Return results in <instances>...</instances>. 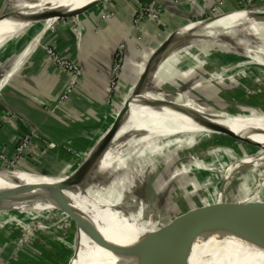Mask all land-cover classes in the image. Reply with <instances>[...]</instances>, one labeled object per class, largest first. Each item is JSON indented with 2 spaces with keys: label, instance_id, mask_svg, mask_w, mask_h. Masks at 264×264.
<instances>
[{
  "label": "rangeland",
  "instance_id": "374dc122",
  "mask_svg": "<svg viewBox=\"0 0 264 264\" xmlns=\"http://www.w3.org/2000/svg\"><path fill=\"white\" fill-rule=\"evenodd\" d=\"M5 1L6 0H0L1 3H5ZM53 1L55 0L51 2ZM127 2L129 3V1ZM139 2L134 11L132 20V28L135 29L134 31H142L143 33L146 26L152 25L158 28L162 33L159 32V35H157L154 32L157 37L151 38L148 36H145V38L135 37L130 33L126 37L127 39L119 43L118 46L125 42V45L128 47L129 41H133L134 38L135 42H133V44H135V47H132V49L137 52V62H142V65L143 53L147 50L150 51L154 45H159L164 41L167 32L172 28H178L180 25L183 27L190 23L204 22L206 20L218 18L221 15L231 14V12L235 11H255L256 7L260 8L259 10L256 9L259 13L263 11L261 7L262 2L258 1L259 3L257 5L255 0H238L237 2L239 3L236 5L241 7V9L228 8L227 5L230 4L227 0H162L166 10L156 8L153 4L147 6L148 8L143 7L144 3L149 2ZM111 5L112 6L104 12L105 14H101L102 20L110 22V24L118 21V8L116 9L115 5ZM220 5H224V8H220ZM10 8L12 7H9L6 13L14 11V8ZM218 8L221 9L220 11L222 13L219 12ZM153 11L157 12L154 18L151 17ZM167 14L178 16L180 19H178V23L180 25L176 24L174 20L166 18ZM257 20L264 22V19ZM84 21V24L89 25V28L91 24H97L92 21L91 18L84 19ZM70 28L73 30L77 29V25ZM221 29L224 30L223 28ZM198 32L199 31L191 32L183 36L182 41L173 48L171 57L175 56L174 62L166 67V70L170 72L166 79L171 76L179 75L178 79H180V81L176 83L173 82V85L167 86L164 82L161 84L162 79L158 74L154 78L151 87L157 90H163L169 97L174 98L184 91L191 99L205 102L203 104L204 106L210 109H216L217 111L220 110L219 112L226 115L228 114L229 116L238 114H256L257 116H264V66L258 65L256 62L252 61L253 64L251 65L253 67H245L239 57L236 56V58H238L237 60L230 57L236 55V53L227 51L226 53L218 46L216 49L211 48V50H215L217 53L211 54V57L207 59L199 52L191 56L192 58H190L188 54L185 56L184 52L189 47L195 48V45H203L199 48H205L206 44L214 45L211 40H207L208 35ZM143 34L145 35V33ZM130 49L131 47L129 50ZM141 56L142 59L140 58ZM192 59L196 63L195 66V63H193L192 65L190 64L189 67L179 69L181 65H186V62ZM180 70L183 72L181 73ZM223 71H225V73H223ZM215 76H218L221 80L212 81V78ZM131 88H133L132 85ZM131 88L129 85L128 88L125 89L121 81V85H119L118 90L114 92L115 94L112 95L111 99L107 101V105L110 107L113 106L115 109V106L124 102L123 96L129 89L131 90ZM173 91L177 94L172 95L171 93ZM39 99H41V101L43 99L45 107H47L46 101L49 99ZM70 105L71 102L67 107ZM33 106H38L40 111L46 113L42 110L41 106L35 104H33L32 107ZM58 108L61 107L57 105V109ZM47 112H49V110ZM116 114L118 113L115 112L114 117ZM29 137L32 138L31 149H28L27 153L23 155V162L21 160L25 165H27L28 161L31 162L28 163L29 168L36 167L33 162L36 161V158L39 160L42 157L45 159L44 162L58 159L56 161L67 164L62 170L56 166L53 167L52 164V166L49 167L51 169L61 170V173L66 172V167H68L67 171L72 168L73 170L78 168L84 161V155L77 159L78 152H71L67 147L62 148L60 143L59 148L67 151L65 154L59 151L60 149L57 147L58 145H56L58 143L54 144L52 142L48 144V148L43 144L41 152H38L34 144L37 143L40 146V141L33 140V136ZM216 137H220V139L217 138L216 140ZM21 139H23V137H18L16 139L15 152ZM185 141H187V139ZM248 142H251L252 146L241 140L228 139L221 135H212L208 133L199 140L192 139L187 142V144H183L181 149L177 150V148H180L182 142L173 141L163 146V148L154 154L142 156L143 158L139 159V166L136 168L122 166L115 169V171L112 172L111 183L107 190H109L112 195L117 189L119 190V188L122 192H126L129 187L123 183H128V177L126 176V178H124L125 175L130 173L129 176L131 175L132 177V173L135 171L136 173L138 172L139 176L136 178L132 177L130 182L133 195L123 198L129 210H139V212H136V214L139 215L134 217L131 227L134 229L140 226L143 228H150L151 222H157L159 228H162L178 218L187 219L198 214L202 209L209 207L207 203L212 197H216L219 193H222V191H225L226 194L230 196L228 199L233 198V200H239L241 196L245 195L247 192L246 189L250 188V183L247 181L248 177L244 179L241 178L243 174H238L231 183L224 181V177L227 168L231 166V164L241 159H246L254 155L256 156V154L264 148V140L248 139ZM225 145L226 148L229 147L231 150L224 149L223 147H225ZM10 147L11 145L9 148ZM243 147H245V149H243ZM221 149H224V152L221 153ZM71 150H73V147ZM50 151L53 152L49 154L48 152ZM6 153L7 151L4 153L0 152V167L9 170H19V166L14 162L7 161L6 165L2 164L6 160L5 157L8 158ZM2 157H4V159L1 160ZM15 157L12 159L13 161ZM198 157H200L199 160H194ZM125 158L129 160L130 154L126 155ZM168 163L172 165L173 172L168 169ZM176 163L179 169L174 170L173 166ZM47 164V162L43 163L45 166H47ZM38 167L36 168L39 169ZM165 173H168V175H165ZM258 173L259 171L255 173V181L258 180ZM19 176L31 175L21 174ZM40 178L50 179L54 177ZM26 180L28 179L12 178L5 183H7L9 187L24 188L23 190L28 193L27 195L31 196L39 195L48 189L42 186H24L23 184H27ZM33 181L30 180L28 183L32 184ZM255 185L256 184H254V186ZM167 186L169 187V193L168 190H166ZM140 197H142V201ZM262 200H264V188L251 198L249 202L254 203ZM3 201L5 204H3L2 209L14 208L16 210H22L23 213H20V215L25 218H13L9 214L0 212V264H63L67 258L75 256L76 254H84L85 258H89V251L94 245V241L84 229L79 230L80 227H77L74 218L70 217L69 213L65 211L66 209L61 206L59 199L57 200L54 198L43 205L20 204L11 198H6ZM73 201L74 199H72V201L69 200V204L60 199V202L66 203L75 212L77 207L75 206L76 202ZM84 220L91 224L88 219L84 218ZM13 221L17 222L9 223ZM221 230L214 235L197 238L192 244V253L196 254L201 252L206 255L210 262H216L224 254L238 245L236 244L238 242V237H240L238 231L229 228H223ZM141 233L142 235L148 234L147 231L142 229ZM142 235L141 237L143 240L144 236ZM7 247L9 249H5Z\"/></svg>",
  "mask_w": 264,
  "mask_h": 264
},
{
  "label": "bare ground",
  "instance_id": "6f19581e",
  "mask_svg": "<svg viewBox=\"0 0 264 264\" xmlns=\"http://www.w3.org/2000/svg\"><path fill=\"white\" fill-rule=\"evenodd\" d=\"M51 1L52 0L46 1L49 3L43 6L25 7L15 11L22 12V15H30L29 12L33 11V9L34 12L37 11L41 14L43 11L39 10L46 9H50V11H74L80 7L93 5L100 0ZM257 13L258 11H241L224 16L221 15V17L214 22L205 23L201 30H195L197 27L194 25L184 29L187 33L191 31L202 32L208 35L207 40H211L214 44H206L205 48H199L203 45H195V48L189 47L184 52L185 56L188 54V56L192 58L191 56L199 52L207 59L211 57V54L217 53L215 50H211V48L216 49L218 46L225 52L236 53V55L230 57L235 60L238 59L236 56L239 57L245 67H253L251 65L253 64L252 61L256 62L258 65L264 66V22H260L255 18ZM52 19H54V17H52ZM17 23L19 24V22ZM55 23L56 21L54 20L49 28H52ZM171 56L172 55H169V58L163 63L162 67L164 68H162V70L166 69L167 65L174 62L175 56ZM187 63L192 65L195 61L192 59L187 61L186 64ZM195 65L196 63L194 66ZM223 73H225V71H223ZM220 80L221 78L218 76L212 78V81ZM166 82H168L167 79ZM150 89L152 92L148 93L147 98L141 96L134 100L127 119L128 123L123 129L124 133H126V137L128 136L127 141H125L126 145L122 148L118 159H115L107 165L105 164L103 168L98 170L95 174V176L97 175V182L93 184L89 182L88 176L91 172V169L88 168L89 166H86V170L79 172L74 179H69L67 177L43 179L40 177L44 176L34 175L19 170L0 171V186L3 185L0 187V196L6 194L3 183L12 178L28 179L26 180L27 184H23L24 186H42L48 188L46 191L68 189L70 191L76 190L75 192L79 190L82 193L81 195H72L74 194L73 192L72 194L60 196L55 199H59V201L61 199L65 202L74 199L73 202H76L75 206L77 207L75 211L76 214L82 215L83 219H88L91 225L94 226L93 231H97L105 240L102 239L100 244L94 242V245L90 248L88 259L84 257V254H76L75 256L67 258L63 264H121L135 258H143L146 252H143V248L147 249L149 246L148 242L151 238L162 236L165 240L168 238V242L180 239L181 236L178 233H158L157 230L159 225L157 222H151L150 228H143L140 226L134 229L131 227L132 220L135 216L139 215L136 214V212L139 211L136 209L129 210L123 198L133 195L130 182L132 177H138L139 173L135 171L132 173V177L131 175L129 176L130 173H127L124 178H126V176L128 177V183H123L128 185V190L122 192L119 188V190L117 189L112 195L109 190H107L111 183L109 175L111 169L114 170L122 166L136 168L139 166L138 161L143 158L142 156L154 154L163 148V146L173 141L182 142L180 148H177V150H179L183 147V144H187V142L192 139L199 140L208 133L216 135L215 132H213L214 130H212L213 127L229 128L230 131L237 136H242L246 139L264 140V116H257L256 114L229 116L228 114L226 115L219 112L220 110L217 111L216 109H210L204 106L203 104L205 102L191 99L184 91L174 98L169 97L163 90H157L152 87H150ZM146 104L147 106L149 105V107H147ZM186 139L187 141H185ZM131 153L133 157H130L129 160L123 159L124 155H131ZM92 164H94V161H92ZM169 165L171 164L168 163L167 166ZM257 171H259L257 175L258 180L255 181L254 178ZM242 173L244 179L248 177L247 181L252 177L256 185L253 192L248 190L245 195L239 198V200H241L240 203L249 201L264 188V148L257 153L256 156L254 155L246 159H241L231 164V166L227 168L224 181L231 183L238 174ZM21 174L34 177L19 176ZM30 180H34L32 184L28 183ZM228 196L229 195H227L225 191L219 193L216 196V198L219 199V205H224ZM141 229L148 232V234H145L146 236H151H149L148 241L146 240L147 242L142 241L138 243V241L142 239ZM200 237L201 236H197L196 239ZM111 246H115L119 252L109 251ZM197 256L204 259L206 264H264V242L256 248L237 245L216 262H210L206 255L201 252L193 254L195 262H200L197 260ZM195 262L193 264H196Z\"/></svg>",
  "mask_w": 264,
  "mask_h": 264
},
{
  "label": "crops",
  "instance_id": "0c3cea01",
  "mask_svg": "<svg viewBox=\"0 0 264 264\" xmlns=\"http://www.w3.org/2000/svg\"><path fill=\"white\" fill-rule=\"evenodd\" d=\"M46 1L49 0H6L5 3L0 2V13L5 8L8 9L9 7L18 10L25 7L43 6L49 3ZM109 1L101 3L96 8L94 6L98 2L77 9H85L88 12L81 15L80 18L82 21L77 19L74 20L77 25V29H74V32L77 31L79 33L80 29H82L79 35L76 34L77 36L72 32V29H68L62 25L57 26L54 30H50V24L56 20L55 18L41 22L36 21L35 23V17H38L41 13L37 11L34 12V9L29 12L30 15L24 14L20 18L7 19L0 22V124L2 123L3 117L8 116V114L13 113V111L17 113H13L15 115L14 125L3 128V130H6L3 134L6 139V145H11L15 148L16 139L18 137L24 138L33 136V140L40 141L41 144L40 146L37 143L34 144L38 152H41L43 144L48 148L49 143H58L56 144L58 148L60 144L62 148L67 147L70 149L73 147V149L79 153L77 154L78 159L82 157L84 153H88L97 141L106 136L115 121V112L119 113L133 90L132 88L130 94H125L123 96L124 102L115 106V109L113 106L110 107L107 105L106 95L109 87L108 75L112 62V54L117 51L119 47L118 44L125 41L130 33L135 37L141 38H145V36L150 38L157 37L154 32L157 35H159V32L162 33L158 28L152 25L145 27L143 32L145 35L142 31L137 32L132 28L133 15L138 2H152L153 0H130L129 3H126L125 0ZM237 1L238 0H227L231 7L233 6L232 8L237 7L236 4L239 3ZM258 1L262 2V12H264V0H255L257 5L259 3ZM111 4L115 5L116 9L118 8V21L112 24L103 21L101 18V11H107L108 9L106 8H110L112 6ZM39 11H43V13L46 11L47 13L50 9ZM237 12L241 11L231 12V14ZM87 18H91L92 21L97 24H91L89 28V25L84 24V19ZM166 18L174 20L176 24L180 25L178 23V16L167 14ZM16 21L19 22V24ZM179 27L182 26L180 25ZM178 28H172L168 31L164 37V41ZM46 42L56 45L61 54L71 55L74 60L84 66L86 71L85 78L81 81L73 95V101L68 107L70 109L56 113L55 116H48V113L40 111L38 106L32 107L33 104H44V100L42 99V102L39 98H47L49 101L57 100L60 96L59 91L65 87L66 77L61 76L59 71L47 61L48 58L43 48V46L47 44ZM133 42H135L134 38L133 41H129L128 49L130 47L131 49L126 56L127 62H125L124 68L126 69L125 72L129 73L130 82H132V85L135 87L149 58L162 42L159 45H154L150 51L147 50L143 53V65L142 62H137V52L132 49V47H135ZM140 58L142 59V56ZM162 66L158 73L159 77L162 79L161 84L164 82L168 86L173 85V82L176 83L180 81L178 75L168 77V82H166L165 79L170 72L166 70L167 68L162 70V68H164ZM183 66H180L179 69L189 67L190 64H183ZM180 71L181 73L183 72L182 70ZM6 78H9V80H6ZM40 112L42 115L44 114L42 117H39ZM64 116L66 117L64 118ZM223 137L228 138L226 136ZM217 138L218 137L215 139L217 140ZM218 139H220V137ZM75 140L82 141V143H80L82 145L77 146L73 144ZM223 148L230 149L229 147L226 148V145ZM59 149V151H62L64 154L67 152L65 149ZM224 149H221V153L224 152ZM243 149H245V147H243ZM51 152L53 151L48 153L50 154ZM199 158L200 157L194 160H199ZM53 160V163H55L53 167L56 166L62 169L67 165L64 162L56 161L58 159ZM22 162L20 164V169L18 168L19 171L36 175L34 172L27 170L28 163L31 162L28 161L27 165ZM52 176L56 175L46 174L44 177ZM63 176L66 175H62V177ZM241 178H243V175ZM248 182L250 183V188L246 190L253 192V190H255L253 178L250 177ZM218 198L212 197L207 205L211 206L218 203ZM227 201H233V198H227ZM262 202H264V200H262Z\"/></svg>",
  "mask_w": 264,
  "mask_h": 264
},
{
  "label": "water",
  "instance_id": "95a60500",
  "mask_svg": "<svg viewBox=\"0 0 264 264\" xmlns=\"http://www.w3.org/2000/svg\"><path fill=\"white\" fill-rule=\"evenodd\" d=\"M108 1L109 0H101L94 7L96 8L101 3H106ZM256 9L259 10L260 8L256 7L255 10ZM6 11H8V9L5 8L0 13V22L3 20L20 18L23 16L22 12H17L15 11V9L14 11L7 13ZM86 13L88 12L85 9L74 10V11L70 10L63 12L54 10V11H49L47 13L46 12L42 13V15L35 17L34 22L36 23V21L38 22L45 21L51 19L52 17L56 19L55 21L61 19H71ZM220 17L221 16H219L218 18ZM218 18L206 20L204 22H199V23L186 24L183 27L176 30L175 32H173L164 42H162L159 45V47L149 58L143 70L142 75L140 76L137 84L132 90V94L130 95L129 99L125 102L123 108L115 116V121L113 125L110 127L106 136L103 139L97 141L94 147L90 149L87 155L85 156L82 164L70 175L63 176L64 178L67 177L69 179H74L79 172L86 170L87 167L89 166L88 168L91 169V172L88 176V180L90 183L92 182V184L97 182V175L95 176V174L98 172V170L103 168L105 164L107 165L108 163L114 161L115 159H118L122 148L126 145L125 141H127L128 136L126 137V133H124L123 129L126 127L128 123L127 119L131 112L132 104L134 100L141 96L147 98L148 93L152 92L150 87L151 85H153L154 78L158 75L160 67L163 65L164 61H166L169 55H172L174 46H176L178 43H180V41H182L184 35L194 32L191 31L187 33L185 32L184 29H187L188 27L194 25L198 28V29L196 28L195 30H199L203 28V25L205 23L214 22ZM255 18L264 19V12L262 11L261 13L258 12ZM128 51L129 49L126 45V49H125L126 56L128 55ZM115 53L116 51L112 54V62L110 64V69H109L110 70L108 75L109 85L111 80V71L113 67V60ZM6 80H9V78H6ZM171 94L174 95L176 93L173 91ZM147 107H149V105ZM13 113L17 114L16 111H13ZM212 130H214L213 132H215L216 135L226 136L228 138L235 140H241L249 143V145L252 146V143L248 142V139L242 136H237L232 131H230L229 128L213 127ZM125 156L126 155L123 156L124 157L123 159H126ZM130 157H133L132 153ZM92 161H94V164H92ZM167 167L171 172H173V169L170 165ZM173 167L174 170L179 169L177 163ZM1 170L12 171L0 167V171ZM113 171H115V169L110 170L109 173L110 178L112 177ZM35 174L40 176H46V174H42V175L39 173H35ZM165 175H168V173H165ZM52 177H62V175H56ZM3 184L6 190V194H4V196H0V212L15 211L18 213H23L22 210H16L14 208L2 209L3 204H5L3 200H5L6 198H11L12 200L20 204L43 205L46 204V202L53 200L54 198L60 196H66L72 194L73 192L74 194L72 195L82 194L79 190H77L78 192H75L76 190L70 191L68 189H54V190L46 191L36 196H31V195H27L28 193L21 188L9 187L7 183H3ZM167 187L166 190H168L169 193V187L168 188ZM140 200L142 201V197H140ZM233 201H226L224 205H219V199H218V203L206 207L205 209H202L201 211H199L198 214H195L187 219L178 218L172 223L167 224L162 228H158L157 230L158 233L159 232L178 233L181 237L180 239L171 242H168L167 240L168 238L166 240L163 239L162 236H158V238L155 237L151 238L150 241L148 242L149 246L147 247V249L143 248V252L146 251L145 256L143 258H137V259L135 258L133 260H129L121 264H193L195 262V259H193L192 244L196 240V237L197 236L205 237V236L214 235L223 228H229L239 232L240 237H238L237 239L238 242L236 244L240 246L252 247V248H256L260 246L264 242V202L259 201L252 203L247 201L244 203H240L241 200L234 202ZM59 203L63 208L66 209L65 211L69 213V216L74 218L77 227H80L79 230L84 229L96 244L101 243L103 238L101 237V235H99V233H97V231H93L94 226L86 222L83 219L82 215L76 214V212H74L72 208L68 206L66 203L60 201ZM149 236L145 235L144 239L143 240L140 239L138 243L146 240L148 241ZM109 251L119 252L115 246H111L109 248ZM197 260H199L200 262H195L196 264H206V261L198 256H197Z\"/></svg>",
  "mask_w": 264,
  "mask_h": 264
},
{
  "label": "built area",
  "instance_id": "2783aa9c",
  "mask_svg": "<svg viewBox=\"0 0 264 264\" xmlns=\"http://www.w3.org/2000/svg\"><path fill=\"white\" fill-rule=\"evenodd\" d=\"M150 4H153L154 7L156 8H161L165 9V5L162 3V0H153L152 2L149 3H144L143 7H147ZM168 5V4H167ZM193 7V4H192ZM148 8V7H147ZM147 10V9H146ZM151 14H153L151 17H155L157 14L156 11H153ZM81 16H78L76 18H71V19H61L57 20L54 26L50 30H54L57 26H64L68 29H72L70 27L76 26V23L74 20H81ZM74 22V23H71ZM73 30V29H72ZM126 45L125 42L124 44L120 45L115 53L114 60H113V67L111 71V80H110V85L108 88V93L106 100L108 101L111 99L112 95L115 94L114 92L118 90L119 85H121L122 81V75L124 71V64L126 62V53H125ZM44 50L46 52L48 60L53 64V66L59 71L61 76H65L66 82H65V92L61 97H58L56 102L55 101H46V106L45 107V102L43 105H39L42 107V110L51 113L52 110L54 109L55 104L59 105L61 108L72 102L73 100V95L75 94L77 88L79 87L81 81L85 78L86 72L84 66L77 62L76 60L73 59L71 55H62L61 53L57 52L54 48L50 46L44 47ZM47 110V111H46ZM117 115V114H116ZM115 115V116H116ZM14 117L15 115L13 113L8 114V116L2 118V124L0 126V131L2 128L6 126H13L14 124ZM31 143H32V138L24 137L21 139V142L19 143V146L16 149V157L15 160H10L11 162H14L19 166L21 164V160L24 154L27 153V150L31 149ZM71 152H76L74 149L71 150ZM79 154V153H78ZM87 155V153H84V157ZM4 159V157L1 158V160ZM5 161L7 162L8 159L5 157ZM82 159V160H83ZM23 161V160H22ZM13 166V165H12ZM14 167V166H13Z\"/></svg>",
  "mask_w": 264,
  "mask_h": 264
},
{
  "label": "trees",
  "instance_id": "16d2710c",
  "mask_svg": "<svg viewBox=\"0 0 264 264\" xmlns=\"http://www.w3.org/2000/svg\"><path fill=\"white\" fill-rule=\"evenodd\" d=\"M126 1V3H127V1H130V0H125ZM167 1H170V0H167ZM110 2V1H109ZM228 6V8H232L231 7V5H227ZM220 8H224V5H220ZM236 8H239V9H241V7H239V6H237ZM106 9H108V8H106ZM233 9V8H232ZM232 9H230V10H232ZM218 10H219V12H221L220 10L221 9H219L218 8ZM104 12H106V11H104V10H102L101 11V13L102 14H105ZM222 13V12H221ZM74 34H75V36H77V35H79L81 32H82V29H80V32L78 33L77 31L76 32H74V30L72 31ZM77 34V35H76ZM47 44L46 45H44L43 46V48L45 47V46H50V47H52V48H54L57 52H59L58 51V47L56 46V45H54V44H52V43H48V42H46ZM60 53V52H59ZM62 55H64V54H62ZM127 59V58H126ZM47 61L50 63V64H52L48 59H47ZM127 62V61H126ZM53 65V64H52ZM125 68H124V71H123V75H122V84H123V86H124V88L125 89H127L128 88V86L130 85V88H131V85L133 84L132 82H130L131 81V79H130V76H129V73H127V72H125ZM132 87L134 88V85H132ZM131 90H132V88H131ZM131 90L129 89V91L128 92H126V94H130V92H131ZM64 92H65V87H64V89H61L60 91H59V93H60V96L59 97H61L63 94H64ZM73 101V100H72ZM72 103V102H71ZM70 104V103H69ZM68 105V104H67ZM67 105L66 106H64V107H62V108H58L57 109V105H55L54 106V109H53V111L51 112V113H48V116H55V114L56 113H59V112H61V111H64V110H66V109H70V108H68L67 107ZM67 111H69V110H67ZM44 115V114H43ZM42 115V113L40 112V114H39V117H42L43 116ZM66 116H64V118H65ZM63 118V119H64ZM6 128V127H5ZM40 130V129H39ZM5 131L6 130H1L0 131V152L1 153H4L5 151H7V153H6V155L8 156V161H10V160H12L14 157H15V154H16V152H15V148H13L12 146L9 148V145H6L5 144V138H4V133H5ZM9 142H10V140H9ZM80 143H82V141H77V140H75L74 142H73V144H75V145H82V144H80ZM30 160H32V159H30ZM39 160H41V161H39ZM37 159L36 158V161L35 162H33V163H35V165H36V167H38V165H39V169H37L36 167H32V168H29V167H27L28 169V171H30V172H34V173H39V174H54V175H68V174H71L72 172H74V170L76 169H74L73 170V168L72 169H69L68 171H67V169H68V167H66L65 168V171L66 172H63V173H61L62 171V169L61 170H56V169H51V168H49L50 166H52V165H54L55 163H53V161H45L44 162V157H42V158H40V159ZM33 161V160H32ZM1 162V161H0ZM48 163L47 164V166H45V165H43V163ZM3 165H6V162H3L2 163ZM52 164V165H51ZM33 168H36V169H33ZM71 168V167H70ZM165 186V185H164ZM3 214H9V215H11L13 218H22V219H24L25 217H23L22 215H20V213H18V212H15V211H4L3 212ZM21 219V220H22ZM15 222H17V221H13V222H9V223H15ZM5 249H9L8 247L7 248H5ZM6 251V250H5ZM2 252V251H1Z\"/></svg>",
  "mask_w": 264,
  "mask_h": 264
},
{
  "label": "flooded vegetation",
  "instance_id": "af4514ba",
  "mask_svg": "<svg viewBox=\"0 0 264 264\" xmlns=\"http://www.w3.org/2000/svg\"><path fill=\"white\" fill-rule=\"evenodd\" d=\"M0 126H1V124H0ZM3 129V128H2Z\"/></svg>",
  "mask_w": 264,
  "mask_h": 264
}]
</instances>
